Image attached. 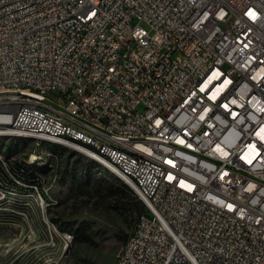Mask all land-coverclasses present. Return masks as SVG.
<instances>
[{
    "label": "built area",
    "instance_id": "obj_1",
    "mask_svg": "<svg viewBox=\"0 0 264 264\" xmlns=\"http://www.w3.org/2000/svg\"><path fill=\"white\" fill-rule=\"evenodd\" d=\"M10 126L112 164L141 200L113 264H264V0H0ZM16 161L44 162L0 160V223L40 221L58 252L74 235L45 177L11 182Z\"/></svg>",
    "mask_w": 264,
    "mask_h": 264
},
{
    "label": "rangeland",
    "instance_id": "obj_2",
    "mask_svg": "<svg viewBox=\"0 0 264 264\" xmlns=\"http://www.w3.org/2000/svg\"><path fill=\"white\" fill-rule=\"evenodd\" d=\"M12 138L0 137V152L10 158L12 154L43 157L44 162L35 163L27 179L46 178L53 205H57L49 211V218L59 231L73 234L74 241L66 247L62 239L56 252L47 233L35 234L32 226L41 228L40 221H35L32 229L22 222L0 223V264L116 262L125 235L141 216L137 214L141 200L124 187V181L84 154L28 138ZM50 152L56 157L49 156Z\"/></svg>",
    "mask_w": 264,
    "mask_h": 264
},
{
    "label": "bare ground",
    "instance_id": "obj_3",
    "mask_svg": "<svg viewBox=\"0 0 264 264\" xmlns=\"http://www.w3.org/2000/svg\"><path fill=\"white\" fill-rule=\"evenodd\" d=\"M13 134H20V126H10L9 131L0 130V137L12 138ZM19 138L31 139V134L30 132H23L22 134L19 135ZM73 145H80V148H89V154L91 157H98L104 159L112 158V151L110 149L89 147V141H80V138H73ZM64 148L72 149V144H65ZM0 160L13 161V158H10L9 156H6L5 154L0 152ZM97 163H99L100 165L108 169L110 172L117 175V168H113L112 164H103V162H97ZM34 164L35 163L28 165L22 161H16V164H12L13 173H11V182L13 184L29 185L30 182L28 181L27 177L32 174ZM2 173L10 174V166H2ZM140 223H141V216L136 220L134 226H139ZM127 239H129V234L127 236ZM64 240L66 243V247H68L69 242H71V240L69 239H64ZM120 258H121V253L118 255L116 262H119Z\"/></svg>",
    "mask_w": 264,
    "mask_h": 264
},
{
    "label": "trees",
    "instance_id": "obj_4",
    "mask_svg": "<svg viewBox=\"0 0 264 264\" xmlns=\"http://www.w3.org/2000/svg\"><path fill=\"white\" fill-rule=\"evenodd\" d=\"M8 153H10V152H8ZM10 154H12V153H10ZM12 155H14V154H12ZM124 187H125V188H128V186H127L126 184H124ZM98 189H99L100 191L103 189V187H102L101 184L98 186ZM143 211H144V205H143V203L141 202V207H140V209H139L138 212H137L138 216H139ZM126 238H127V235H125L124 240H125ZM84 240L87 241V242L90 241L88 237H87V238L85 237Z\"/></svg>",
    "mask_w": 264,
    "mask_h": 264
}]
</instances>
